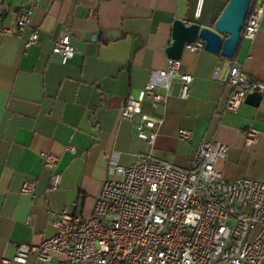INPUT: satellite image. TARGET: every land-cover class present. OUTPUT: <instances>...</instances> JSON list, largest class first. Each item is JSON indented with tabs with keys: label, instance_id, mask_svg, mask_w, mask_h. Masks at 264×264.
I'll return each mask as SVG.
<instances>
[{
	"label": "crops",
	"instance_id": "0c3cea01",
	"mask_svg": "<svg viewBox=\"0 0 264 264\" xmlns=\"http://www.w3.org/2000/svg\"><path fill=\"white\" fill-rule=\"evenodd\" d=\"M229 1L203 0L197 16L198 0H0V261L13 259L19 244L55 236L53 213L89 218L103 182L117 177L111 157L130 167L139 154L152 153L187 168L203 140L218 141L229 147L218 162L223 179L264 180V93L258 106L226 111L232 60L220 54L185 49L182 70L194 76L190 97L179 99L174 81L166 105L153 111L144 103L145 113L164 119L154 147L136 136L140 117L121 119L126 99L138 97L153 71L166 69L174 21L213 29ZM27 7L28 27L5 35L18 31L17 13ZM66 25L75 56L63 65L53 45ZM35 31L39 41L27 49ZM235 59L264 84V20L254 42L241 40ZM246 128L259 132L250 147ZM182 129L193 133L190 141L179 139ZM68 144L76 154L65 152ZM42 152L60 156L56 190ZM27 181L35 183L34 196L21 193ZM26 264L55 262L30 255Z\"/></svg>",
	"mask_w": 264,
	"mask_h": 264
},
{
	"label": "built area",
	"instance_id": "2783aa9c",
	"mask_svg": "<svg viewBox=\"0 0 264 264\" xmlns=\"http://www.w3.org/2000/svg\"><path fill=\"white\" fill-rule=\"evenodd\" d=\"M202 5L203 0H198L197 16ZM30 9L18 11V31L4 29V34L20 35L29 25ZM263 20L264 0H252L241 40L254 42ZM38 41L35 31L25 47ZM204 45L197 38L185 49L199 52ZM53 53L61 57L63 65L75 56L68 25L55 39ZM174 81L180 85L179 99L187 100L194 76L182 70L181 60L168 58L166 69L153 71L138 97L129 96L121 109L123 120L140 117L136 136L151 147L164 119L145 113L143 105L148 102L153 111L166 105ZM227 84L232 92L226 111L231 113H237L250 94L264 93V84L250 80L235 58ZM242 133L246 146L257 142L256 129L246 128ZM192 136L184 129L178 134L187 142ZM65 152L74 155L77 148L68 144ZM228 153L227 145L203 140L187 168L152 153L139 154L130 167L111 157L109 169L117 177L103 182L89 218L67 209L53 213L55 236L37 245H17L13 259H1L0 264H26L30 255L55 264H262L264 180L223 179L218 162L225 161ZM40 157L51 171L49 188L58 189L62 183L60 156L42 152ZM21 193L34 196L35 183L25 182Z\"/></svg>",
	"mask_w": 264,
	"mask_h": 264
},
{
	"label": "water",
	"instance_id": "95a60500",
	"mask_svg": "<svg viewBox=\"0 0 264 264\" xmlns=\"http://www.w3.org/2000/svg\"><path fill=\"white\" fill-rule=\"evenodd\" d=\"M252 0H230L213 29L201 28L200 25L187 24L176 20L173 23L172 44L167 49L168 58L180 60L186 44L195 42L197 38L205 42L204 49L213 54L232 60L235 58L241 43L250 3ZM261 93L255 92L247 97V103L258 106Z\"/></svg>",
	"mask_w": 264,
	"mask_h": 264
},
{
	"label": "trees",
	"instance_id": "16d2710c",
	"mask_svg": "<svg viewBox=\"0 0 264 264\" xmlns=\"http://www.w3.org/2000/svg\"><path fill=\"white\" fill-rule=\"evenodd\" d=\"M230 2V1H229Z\"/></svg>",
	"mask_w": 264,
	"mask_h": 264
}]
</instances>
